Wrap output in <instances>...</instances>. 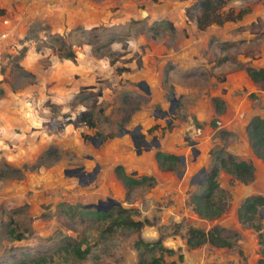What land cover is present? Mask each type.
<instances>
[{"label":"rangeland","instance_id":"rangeland-1","mask_svg":"<svg viewBox=\"0 0 264 264\" xmlns=\"http://www.w3.org/2000/svg\"><path fill=\"white\" fill-rule=\"evenodd\" d=\"M63 1L0 0V264H258L264 206L246 222L236 208L264 195L246 132L264 117V79L245 71L264 61V0H230L241 17L203 29L185 15L193 0H87L82 16L63 15ZM81 111L92 125L76 121ZM217 149L249 161L253 178L226 172ZM215 165L222 211L201 216L190 194ZM108 196L120 204L87 206ZM213 224L229 247L186 245L188 227Z\"/></svg>","mask_w":264,"mask_h":264},{"label":"trees","instance_id":"trees-1","mask_svg":"<svg viewBox=\"0 0 264 264\" xmlns=\"http://www.w3.org/2000/svg\"><path fill=\"white\" fill-rule=\"evenodd\" d=\"M230 0H193L190 4L184 7L185 15L188 18L194 20L195 25L198 29H203L210 24L220 25L226 21H233L239 19L242 13L245 11L243 8L235 9L233 6L228 5ZM264 32V28L262 29ZM60 39L59 49H64V52L60 54L62 57L74 59V52L71 47L65 42V40L59 35L56 34ZM245 71L248 76L254 80H263L264 79V69L262 67L254 68L252 66H246ZM214 102L218 100L217 97H213ZM76 121L85 122L87 125H92V122L89 121V118L86 116L85 111H81L76 118ZM246 132L249 145L254 152V154L264 160V117L259 115H253L246 124ZM214 158L219 160L220 166L240 182L246 183L253 178V167L249 161L244 159L237 158L232 154L222 150L217 149L214 151ZM155 158L160 161L168 159H176L177 155L172 153H164L157 150L155 153ZM121 169L120 166H116ZM217 166H212L209 171L206 173L204 181V190H199L192 192L190 194V199L193 203V207L196 213L201 216L206 217H215L221 211L222 208L216 205L211 200L212 191L217 188V182L215 180ZM128 181L138 182L142 178L135 180L131 176H126ZM258 206H264V195L260 193H254L246 195L239 202L236 213L237 218L242 221H251L253 214L256 212ZM126 224L138 228L141 225L140 220L128 219ZM255 227H259L255 224ZM224 228L218 224H213L207 229L197 228L190 226L188 227L187 236L185 238V243L188 247H195L201 243L208 242L215 246H226L231 245L230 239L227 235L223 233ZM263 232H258L259 242L261 243L260 256L257 259L258 264H264V240L261 239ZM140 242L149 248L156 246L157 244L161 249H164L167 252H171V249L164 248L161 246L159 240L154 241H142ZM136 244L139 243L135 242ZM178 258H181V255H178ZM174 261H164L161 256H153L148 261L147 264H173ZM134 264V263H128ZM212 264V263H204Z\"/></svg>","mask_w":264,"mask_h":264},{"label":"crops","instance_id":"crops-1","mask_svg":"<svg viewBox=\"0 0 264 264\" xmlns=\"http://www.w3.org/2000/svg\"><path fill=\"white\" fill-rule=\"evenodd\" d=\"M43 1V0H42ZM45 1V0H44ZM49 1H51V2H58V0H49ZM74 0H64L61 4H62V14L63 15H65L64 13H73L74 11H75V13H76V11H77V13L79 14V15H84L83 14V12H86L85 10H87V7H88V5H86L85 3H86V1L87 0H75V2L77 3V5H73V4H71V2H73ZM127 7H129V5H127ZM74 8H75V10H74ZM46 9H47V7H46V5L44 6V5H41L40 7H39V12L41 13L40 15H44L45 13H46ZM44 10V11H43ZM89 11V10H88ZM254 13H255V11H254ZM133 14V11H127L126 12V16L128 17V15H132ZM256 15V14H255ZM175 29H176V32H177V30L179 29V28H177V27H175ZM178 63H177V66H178V64L179 65H181L180 67H185L184 65L186 64V65H188V62L187 63H184V61H180V60H178L177 61ZM259 66H261L263 69H264V61L259 65ZM74 68H75V66H74ZM74 68H72V70H74ZM128 73V72H127ZM130 75V74H129Z\"/></svg>","mask_w":264,"mask_h":264},{"label":"water","instance_id":"water-1","mask_svg":"<svg viewBox=\"0 0 264 264\" xmlns=\"http://www.w3.org/2000/svg\"><path fill=\"white\" fill-rule=\"evenodd\" d=\"M141 14H144V12L141 11ZM144 89L147 90L146 86L144 87ZM169 94H170V96H169L170 105H169V108L168 109H169V111H171L172 110V107H173V102L176 101V99L175 100L172 99V97H173L172 91L169 92ZM125 131H127V130H125ZM131 138H132L133 141H135V135H131ZM178 158H179L180 162L182 164H184V162L182 160L183 156L182 155L181 156H178ZM201 170L203 171L204 168H201ZM205 176H206V174H204V177L203 178H205ZM119 204L120 203H119L118 200H116V199L108 196V197H106V200L99 199L97 202H93V203L87 204V206H93L97 210H105L106 208H108V207H110L112 205H119Z\"/></svg>","mask_w":264,"mask_h":264},{"label":"flooded vegetation","instance_id":"flooded-vegetation-1","mask_svg":"<svg viewBox=\"0 0 264 264\" xmlns=\"http://www.w3.org/2000/svg\"><path fill=\"white\" fill-rule=\"evenodd\" d=\"M137 139V137L135 138V140Z\"/></svg>","mask_w":264,"mask_h":264}]
</instances>
